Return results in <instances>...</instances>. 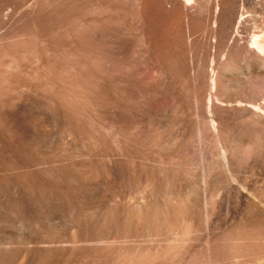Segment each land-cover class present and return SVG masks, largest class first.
I'll use <instances>...</instances> for the list:
<instances>
[{"label": "rangeland", "instance_id": "obj_1", "mask_svg": "<svg viewBox=\"0 0 264 264\" xmlns=\"http://www.w3.org/2000/svg\"><path fill=\"white\" fill-rule=\"evenodd\" d=\"M144 1L0 0V264H264V151L230 173L200 97L227 51Z\"/></svg>", "mask_w": 264, "mask_h": 264}, {"label": "bare ground", "instance_id": "obj_2", "mask_svg": "<svg viewBox=\"0 0 264 264\" xmlns=\"http://www.w3.org/2000/svg\"><path fill=\"white\" fill-rule=\"evenodd\" d=\"M169 4L167 7L176 8L180 20L186 21L189 32L194 29L190 24L193 16L189 15L192 7L198 24L209 25L210 38L227 51L229 59L223 71L205 77L199 75L203 84L200 97L203 101L209 98V102H201L213 133L219 130L218 116L223 112L239 120V126L224 145L230 163L228 171L254 174L264 151V0H173ZM11 10L19 11L16 4L10 5L8 12L1 10L5 19L13 14ZM190 46L193 48L194 43L190 42ZM226 70L240 72V79L236 83L231 81ZM235 85L237 92L230 94ZM210 87L216 92L210 91ZM253 193L256 215L264 220V190ZM248 195H243L246 205L251 204Z\"/></svg>", "mask_w": 264, "mask_h": 264}]
</instances>
